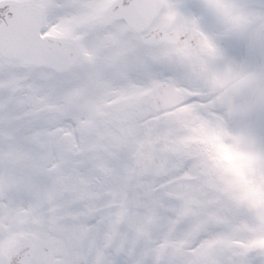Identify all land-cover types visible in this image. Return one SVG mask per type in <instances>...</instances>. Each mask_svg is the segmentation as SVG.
Returning a JSON list of instances; mask_svg holds the SVG:
<instances>
[{
  "label": "snow or ice",
  "instance_id": "1",
  "mask_svg": "<svg viewBox=\"0 0 264 264\" xmlns=\"http://www.w3.org/2000/svg\"><path fill=\"white\" fill-rule=\"evenodd\" d=\"M261 22L264 0H0V264H264V125L220 43Z\"/></svg>",
  "mask_w": 264,
  "mask_h": 264
},
{
  "label": "clouds",
  "instance_id": "2",
  "mask_svg": "<svg viewBox=\"0 0 264 264\" xmlns=\"http://www.w3.org/2000/svg\"><path fill=\"white\" fill-rule=\"evenodd\" d=\"M258 2V0H249ZM214 23L221 29L226 23L216 17ZM225 38L241 44L247 54L246 58L237 61V67L253 73L245 85L236 93L239 102L246 106L243 117L249 122L264 119V22L243 28H232L225 32Z\"/></svg>",
  "mask_w": 264,
  "mask_h": 264
},
{
  "label": "flooded vegetation",
  "instance_id": "3",
  "mask_svg": "<svg viewBox=\"0 0 264 264\" xmlns=\"http://www.w3.org/2000/svg\"><path fill=\"white\" fill-rule=\"evenodd\" d=\"M225 47H226V48H225ZM225 47H224L225 49H228V48H231V49H237V46L235 47L234 45H232V46L226 45ZM240 49H241L240 53H238L237 51H236V52H228V51H227V52H228L229 55L233 56V57L236 58L237 60H240V59L246 58L247 54H246L244 48L241 47ZM260 123H261V124H264V119H262V120L260 121Z\"/></svg>",
  "mask_w": 264,
  "mask_h": 264
},
{
  "label": "bare ground",
  "instance_id": "4",
  "mask_svg": "<svg viewBox=\"0 0 264 264\" xmlns=\"http://www.w3.org/2000/svg\"><path fill=\"white\" fill-rule=\"evenodd\" d=\"M209 23H210V26H213V27H215L216 28V25H215V23H212V19L209 21ZM237 45H239L240 47H242V45L241 44H239V43H236Z\"/></svg>",
  "mask_w": 264,
  "mask_h": 264
},
{
  "label": "rangeland",
  "instance_id": "5",
  "mask_svg": "<svg viewBox=\"0 0 264 264\" xmlns=\"http://www.w3.org/2000/svg\"><path fill=\"white\" fill-rule=\"evenodd\" d=\"M211 18V17H210ZM212 19V18H211ZM201 23H202V25H203V20H201ZM212 23H214V21L212 20ZM205 26L206 27H213V26H210L209 24H208V22L207 23H205Z\"/></svg>",
  "mask_w": 264,
  "mask_h": 264
}]
</instances>
